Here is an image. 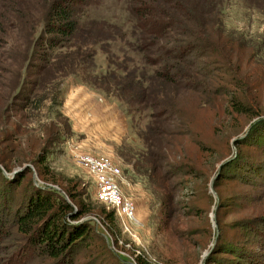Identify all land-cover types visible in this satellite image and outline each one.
I'll return each mask as SVG.
<instances>
[{
  "label": "rangeland",
  "instance_id": "rangeland-1",
  "mask_svg": "<svg viewBox=\"0 0 264 264\" xmlns=\"http://www.w3.org/2000/svg\"><path fill=\"white\" fill-rule=\"evenodd\" d=\"M49 1L0 0V158L8 157L11 167H5L1 161L0 166L11 177L29 163L32 171L26 173L25 181L49 183L63 193V187L76 186L77 191L85 192L81 198L93 202L98 209L113 210L97 197L96 183L76 160L74 151L78 146L81 150L112 155L121 167V191L137 204L132 232L122 229L118 215L114 228L103 222V215H90L95 230L89 245L79 248L74 264H139L138 257L151 264H206L220 230L225 241L248 246L256 242V236L246 227L250 219L245 218L261 212L262 205L252 198L264 191V187H251L228 175L216 181L214 190L211 183L220 163L233 153L234 138L243 136L257 118L239 116L237 120L227 117L216 122L200 113L197 117L199 127L203 129L201 137L212 144L217 153L204 157L197 145H192L191 151L198 158V162L193 163L195 169L207 171V176L201 178L202 173L196 176L178 172L170 181L173 188L160 189L148 177L137 173L133 165L139 153L148 151L139 135L152 120L148 109L134 111L133 106L116 95L84 80L90 75L105 73L110 68L109 58L130 67L134 64L131 58L138 54L133 49L134 39L130 34V9L135 0H92L83 19L88 23L92 19L106 21L110 27L104 30L99 27L101 30L95 34L94 24L84 25L85 29L82 28L68 47L58 49L80 53L72 54L53 68L52 74L41 77L38 73L43 70L36 65L42 62L37 55L41 47H35L33 52L34 41L44 26ZM225 5L228 27L236 28V32L245 35L260 51L254 59L258 64H252L247 71L249 80L229 85V88L231 93L256 97L264 112V76L259 75L264 71V2L228 0ZM88 52H94L90 59L84 57ZM111 66L117 67L112 63ZM256 77L261 78L257 82L251 80ZM80 86L89 89L78 90ZM83 90H89L88 93L101 102L109 97L123 106L127 133L121 134L123 128L117 111L109 118L92 120L94 108L85 100L87 96L83 98ZM39 97H43L42 103L37 106ZM131 109L133 111H129ZM159 148L166 151L165 145ZM251 151L256 156L262 152L254 146ZM39 152L46 154L50 169L46 168L42 175L40 164L28 159ZM165 191L168 206L162 205L161 197ZM259 225L264 231V223ZM18 242L15 237L4 239L8 247ZM138 250L140 253L137 254ZM216 254L227 256L228 252ZM30 255V252L27 255L21 251L16 257L17 263H40V257ZM221 261L223 259L208 264H223Z\"/></svg>",
  "mask_w": 264,
  "mask_h": 264
},
{
  "label": "trees",
  "instance_id": "trees-1",
  "mask_svg": "<svg viewBox=\"0 0 264 264\" xmlns=\"http://www.w3.org/2000/svg\"><path fill=\"white\" fill-rule=\"evenodd\" d=\"M226 1L135 0L130 9V34L134 39L133 49L138 54L131 58L134 64L130 67L109 58L110 68L105 73L84 79L116 95L133 106L134 111L148 109L152 120L139 132L148 151L139 153L133 165L137 173L148 177L160 189L173 188L170 181L178 172L196 176L202 173L201 178L207 176V171L195 169L193 163L198 162V158L191 151L192 145H197L204 157L217 153L215 147L201 137L203 129L197 117L200 113L216 122L227 117L257 118L244 136L239 135L234 140L233 153L218 168L214 183L228 175L251 187H264V112L256 97L231 93L229 88V85L249 80L247 71L256 63L255 55L260 51L245 35L236 32V28L228 27ZM91 3L92 0L48 2L44 26L34 41L33 52L35 47H41L37 55L42 62L36 64L43 70L39 76L52 74L58 64L80 53L58 49L68 47L82 28L85 29L84 25L94 24L95 34L100 28L110 27L106 21L92 19L91 24L83 19ZM93 55L94 52H88L84 57L90 59ZM111 63L117 67H112ZM259 75L264 76V71ZM261 77L251 80L257 82ZM42 98L39 97L37 106ZM161 145H165L166 151L159 148ZM253 146L262 150L260 156L253 155ZM0 159L8 168V157ZM28 159L40 164V175L49 169L44 152ZM30 171L32 165L25 163L8 177L0 166V264H18L16 257L21 251L27 255L30 252L29 257H40L37 264H74L79 248L89 245L95 230L90 215H103V222L114 228L117 214L114 209H98L93 202L81 198L85 192L77 191L76 186L63 187V193L49 183L25 181ZM165 197L166 191L161 200L162 205L168 206L169 199ZM253 199L262 205V213L245 220L250 219L246 227L256 236V242L248 246L225 241L220 230L206 264L219 259H223V264L226 261L227 264H264V231L258 227L264 223V191ZM221 207L220 204L218 208ZM253 226L257 227L253 229ZM8 237H15L19 242L8 247L4 243ZM219 252L228 254H216ZM138 263L151 264L141 257Z\"/></svg>",
  "mask_w": 264,
  "mask_h": 264
},
{
  "label": "built area",
  "instance_id": "built-area-1",
  "mask_svg": "<svg viewBox=\"0 0 264 264\" xmlns=\"http://www.w3.org/2000/svg\"><path fill=\"white\" fill-rule=\"evenodd\" d=\"M76 160L88 171L96 183V195L108 208L115 210L124 231L133 230L137 219V204L121 191V167L112 155L99 154L75 147ZM140 250L137 251V254Z\"/></svg>",
  "mask_w": 264,
  "mask_h": 264
},
{
  "label": "crops",
  "instance_id": "crops-1",
  "mask_svg": "<svg viewBox=\"0 0 264 264\" xmlns=\"http://www.w3.org/2000/svg\"><path fill=\"white\" fill-rule=\"evenodd\" d=\"M78 88H79L78 90H82L85 88L89 89L85 86H80ZM83 91H84V96L82 94L81 95L83 96V98L85 96H87L85 98V100L91 104V108H94V112H91V113H94L92 120L96 119L97 117L102 118V119L107 118V117L109 118L110 114L116 113V111H117V116L119 118V121L121 122L120 126L123 128L122 129L123 133L121 132V134H124L125 130H127L126 125L128 122H127V116H126V113H125L123 106L117 104V102H113V100H111L109 97H107L106 99L103 98V100H105V102H101L94 95L89 94L88 93V92H90L89 90H83ZM123 136L124 135H122V137Z\"/></svg>",
  "mask_w": 264,
  "mask_h": 264
},
{
  "label": "water",
  "instance_id": "water-1",
  "mask_svg": "<svg viewBox=\"0 0 264 264\" xmlns=\"http://www.w3.org/2000/svg\"><path fill=\"white\" fill-rule=\"evenodd\" d=\"M245 135V134H244ZM243 135V136H244ZM234 140H236V138H234ZM228 159V158H227ZM227 159H225V160H223L221 163H220V165H219V167L220 166H222L224 163H225V161H227ZM23 168V167H22ZM21 168V169H22ZM218 175V173L214 176V178H213V180H212V183H211V188H212V190H214V187H215V183H214V180H215V177Z\"/></svg>",
  "mask_w": 264,
  "mask_h": 264
}]
</instances>
